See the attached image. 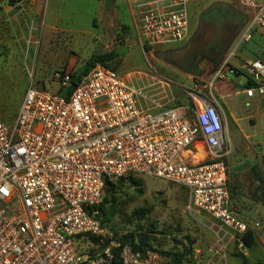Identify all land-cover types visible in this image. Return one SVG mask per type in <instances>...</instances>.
Instances as JSON below:
<instances>
[{
	"label": "built area",
	"instance_id": "1",
	"mask_svg": "<svg viewBox=\"0 0 264 264\" xmlns=\"http://www.w3.org/2000/svg\"><path fill=\"white\" fill-rule=\"evenodd\" d=\"M194 1L135 0L143 52L186 41ZM239 1L253 17L237 46L256 30L264 35V0ZM229 58L215 80L242 77V93L264 99V62L238 69ZM162 79L155 70L125 79L97 64L72 90L71 75L57 74L61 93L32 81L13 124L0 113V264H160L157 253L123 245L97 209L106 181L129 175L186 189L188 211L205 218L217 237L197 264H227L230 243L243 245L237 235L249 227L232 200L233 147L222 115L205 84L187 92L192 103L166 108Z\"/></svg>",
	"mask_w": 264,
	"mask_h": 264
},
{
	"label": "rangeland",
	"instance_id": "2",
	"mask_svg": "<svg viewBox=\"0 0 264 264\" xmlns=\"http://www.w3.org/2000/svg\"><path fill=\"white\" fill-rule=\"evenodd\" d=\"M215 3L242 8L248 13L249 21L253 17V10L242 6L239 0H195L189 5L188 39L143 52L138 43L139 17L135 0H0L1 115L6 122L13 118L15 121L32 81L36 88L55 94L60 88L54 80L57 74L78 73L94 54L111 51H115L117 57L109 66L125 79L155 70L168 83L164 85L168 93L166 103L177 102L176 88L181 89L180 102L192 103L187 92L193 93L196 86H203L205 82L201 78L207 80L212 72L200 66L194 73L198 77L189 80L187 72L161 59L157 51L184 47L198 30L197 13ZM239 36L230 46L227 58L230 56L231 65L255 59L264 62L261 31H254L249 42L237 46ZM229 80L230 86L225 85L227 80H216V84L227 86L230 97L225 102L231 103L244 119L241 124L248 135L240 147L232 143L230 189L233 203L242 212L249 230L255 233L256 244L248 249L237 240H226L231 242L227 264H264V99L248 100L238 94L243 91L240 80ZM177 81L184 87L178 86ZM136 83L137 86L144 84ZM205 91L211 93L209 89ZM212 94L220 100L221 94L216 91ZM235 133L238 134L232 129L233 142ZM142 180L143 194L129 181L123 185L114 182L115 188L104 189L102 203L106 200L116 207L115 216L109 222L110 230L119 239L126 235L137 239L142 235L159 255L160 264H177L178 257L181 264H197L217 243L210 223L190 214V194L186 189L149 176ZM140 209L151 210V213L139 219L135 211Z\"/></svg>",
	"mask_w": 264,
	"mask_h": 264
},
{
	"label": "flooded vegetation",
	"instance_id": "3",
	"mask_svg": "<svg viewBox=\"0 0 264 264\" xmlns=\"http://www.w3.org/2000/svg\"><path fill=\"white\" fill-rule=\"evenodd\" d=\"M208 9L197 13L198 30L190 36L188 43L167 52L171 58L165 55L166 60L183 71L197 72L203 66L208 73H213L228 57L235 34H241L249 21L248 13L242 8L227 5ZM227 31L232 39L225 34Z\"/></svg>",
	"mask_w": 264,
	"mask_h": 264
},
{
	"label": "trees",
	"instance_id": "4",
	"mask_svg": "<svg viewBox=\"0 0 264 264\" xmlns=\"http://www.w3.org/2000/svg\"><path fill=\"white\" fill-rule=\"evenodd\" d=\"M116 57H117V53L115 51H111L109 53L94 54L86 62L83 70H81L78 73L71 74V90L73 88H75L80 83L81 79L84 76H86L90 72V70L92 68H94L97 64H101L108 69L114 70V69L110 68L109 64L111 62H113L116 59ZM61 92L62 91H59V93H61ZM2 117H3V115H2ZM3 121L6 124L11 125V124H13L14 118L10 122H6L4 117H3ZM125 181H129L130 185L132 187L137 188L141 194L144 193V191H143L144 182L142 180V177L129 175L127 177L119 179L117 182H119L120 185H123V183ZM110 186L115 188V186H113V182L106 181L104 189L111 190V189H108ZM105 202H106V204H104ZM104 203L101 202V204L97 207V209L100 211L102 222L109 226V222L115 216V208L116 207H115V204L113 202L110 203V202L105 200ZM107 203H108V205L110 204L109 207H108ZM149 213H151V210H148V209L147 210L140 209V210L135 211V214L138 215L139 219L145 218ZM237 238L240 240V242L243 244V246L248 248V249H252L256 244L255 233L252 230H248L243 235H237ZM120 241L123 243V245L130 244L136 252H139L141 254H144L147 251H152V252L156 253L155 249L149 244V241L146 238H144L142 235L137 237V239L134 235H126V236H123L122 238H120ZM180 261L181 260L178 257L176 259V263L181 264ZM260 264H262V263H260Z\"/></svg>",
	"mask_w": 264,
	"mask_h": 264
},
{
	"label": "crops",
	"instance_id": "5",
	"mask_svg": "<svg viewBox=\"0 0 264 264\" xmlns=\"http://www.w3.org/2000/svg\"><path fill=\"white\" fill-rule=\"evenodd\" d=\"M249 61V60H248ZM247 62V61H246ZM245 62V63H246ZM245 63H242L241 65H234L233 66V64L231 65V63H230V65L232 66V67H234V68H241ZM185 72H187V71H185ZM195 72H187V78L189 79V80H191L192 78L193 79H195V78H197L198 76L196 75V74H194ZM215 75H216V72L214 71L212 74H210V76L208 77V79L207 80H205V78L204 77H202L201 78V80L203 81V82H205V85L204 86H208V88H209V90L211 91V93L213 92V91H216V92H218L219 94H221V95H219L220 96V100H216V102H217V106H218V109H219V112H220V114L222 115V118H223V122H224V125H225V128H226V131H227V135H228V138H229V140H230V142H231V144L232 143H234L235 145H241L242 143H245L247 140H246V138H248V135L246 134V132L244 131V129H243V126H242V124H241V122H243L244 121V119H242V118H240L239 117V112L237 113L236 112V109H235V107L234 106H232V104L231 103H228V102H225V100L226 99H228L229 97H230V94L227 92V86H224V85H218V84H216V80H215ZM236 80H240V82H239V84H240V86H242L243 87V85H244V83H245V81H243L244 80V78H242V77H237V78H235ZM226 81V80H225ZM178 82V81H177ZM230 84H231V82H230V80H227L226 81V83H225V85H229L230 86ZM191 84H189L188 86H190ZM178 86H181V87H184V85L181 83V82H178ZM200 86V85H199ZM228 88H230V87H228ZM179 90V88H176V89H174V96H175V98H176V100H177V102L176 103H174V104H172V105H170V104H168V103H166V101L164 102V106L166 107V108H169V107H175V106H178V105H187V104H189V102H180L181 100H182V97L183 96H181V93H180V90ZM162 91H167L166 89H164V90H162ZM238 94H241V95H244L243 93H242V91H241V93H238ZM245 96V95H244ZM246 97V96H245ZM174 98V99H175ZM247 98V97H246ZM255 98H260V97H258V96H255L254 98H247L248 100H253V99H255ZM260 100H261V98H260ZM160 110L159 109H152V112H154V113H156V112H159ZM247 111H249V110H247ZM232 129H234L235 131H237L238 132V134L237 133H235V134H237L236 135V138L234 139V142L232 141V139L230 138V133H231V131H232ZM240 147V146H239ZM240 150H241V148H239Z\"/></svg>",
	"mask_w": 264,
	"mask_h": 264
},
{
	"label": "water",
	"instance_id": "6",
	"mask_svg": "<svg viewBox=\"0 0 264 264\" xmlns=\"http://www.w3.org/2000/svg\"><path fill=\"white\" fill-rule=\"evenodd\" d=\"M225 6H227L225 3H215V4H213V5H211L210 7H209V9H208V11H211V10H214V9H217V8H222V7H225ZM225 34L227 35V37L229 38V39H232V35L227 31V32H225ZM240 34L239 33H236L235 34V39L239 36ZM234 39V40H235ZM232 44V43H231ZM168 52H172V51H168ZM165 55H167L169 58H171L170 56V54H168L167 53V51L166 52H160V53H158V56L161 58V59H164V60H166V58H165ZM166 61H168V60H166ZM170 64H172L170 61H168Z\"/></svg>",
	"mask_w": 264,
	"mask_h": 264
},
{
	"label": "bare ground",
	"instance_id": "7",
	"mask_svg": "<svg viewBox=\"0 0 264 264\" xmlns=\"http://www.w3.org/2000/svg\"><path fill=\"white\" fill-rule=\"evenodd\" d=\"M205 154L202 152V150H199V152H198V154H197V156H196V159L198 160V161H202V160H204L205 159Z\"/></svg>",
	"mask_w": 264,
	"mask_h": 264
}]
</instances>
